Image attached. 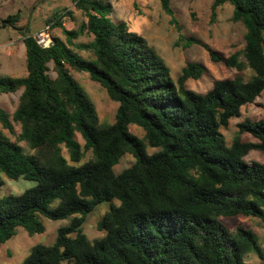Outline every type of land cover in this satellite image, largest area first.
I'll list each match as a JSON object with an SVG mask.
<instances>
[{
  "label": "trees",
  "instance_id": "1",
  "mask_svg": "<svg viewBox=\"0 0 264 264\" xmlns=\"http://www.w3.org/2000/svg\"><path fill=\"white\" fill-rule=\"evenodd\" d=\"M225 3L245 28L244 45L222 57L202 44L213 61L237 72L213 80L204 93L186 85L203 75V65L189 62L174 81L142 35L104 14L109 4L103 0L74 2L85 17L77 30L65 29L60 13L46 18L50 28L61 27L68 44L52 36L42 47L24 34L26 75L0 76V94L20 91L11 115L0 105L2 129L12 133V122L20 128L16 140L0 129V174L34 185L0 194V245L18 227L30 236L42 233L40 216L69 221L51 245H33L21 264H246L248 253L264 258L255 231L223 220L242 215L264 222V162L246 160L251 151L264 153V117L239 123L229 144L220 131L264 93V0H212L213 12ZM161 5L173 14L169 0ZM19 15L0 24L25 33L28 26H16ZM82 33L92 36L83 45L94 56L90 61L69 47ZM194 43L200 42L186 38L183 46ZM71 70L88 73L117 103L113 123H98ZM131 124L143 137L129 131ZM88 150L91 158L80 163ZM127 153L134 162L116 173ZM102 202H111L96 224L104 233L89 240L82 225Z\"/></svg>",
  "mask_w": 264,
  "mask_h": 264
},
{
  "label": "rangeland",
  "instance_id": "2",
  "mask_svg": "<svg viewBox=\"0 0 264 264\" xmlns=\"http://www.w3.org/2000/svg\"><path fill=\"white\" fill-rule=\"evenodd\" d=\"M76 0H0V20L8 15L20 13L16 22L17 28L28 26L27 32L15 29L10 25L0 24V76L19 77L26 75L25 46L23 44L24 34L35 35L46 26L45 20L54 13H60L63 27L67 30H77L81 22L85 20L82 12L75 8ZM109 4L104 14L114 23H125L131 31L142 35L157 53L162 57L169 67L170 77L175 81L181 70L189 62H196L204 66V73L199 79H188L186 85L193 91L204 93L207 91L213 80L233 77L237 72L235 69L227 67L222 61H213L209 55L212 50L216 55L227 57L231 53L241 50L244 45L245 28L239 21L232 19L233 7L230 3H225L212 10V0H169L172 15L164 12L161 0H103ZM69 11V13H68ZM49 34L60 38L67 43L61 27H51ZM186 38L193 39L200 43H194L189 47H184ZM92 36L82 33L72 40L73 45L69 47L79 56L88 61L94 59L90 52L83 48ZM68 44V43H67ZM202 44H205V48ZM51 75H54L51 73ZM73 79L88 94L95 105L98 123L108 125L113 123L117 103L111 100L105 89L97 82L89 78L88 73L71 70ZM245 77L249 76L248 71H244ZM20 91L16 93L0 94V105L11 115ZM264 117V93L255 99L253 103L246 104L240 109V116L231 118L227 128L220 131L229 144L238 133V124L245 120H258ZM13 132L7 129H0L11 139L16 140L19 133V125L12 122ZM129 131L143 137L144 131L131 124ZM242 139L254 141L249 133H242ZM77 140L83 146L84 141L79 134ZM25 151L29 148L24 141L19 142ZM152 152V148H148ZM65 157H68L63 150ZM91 152L85 151L80 163L91 158ZM131 154H124L119 162L114 166L116 173L134 162ZM248 162H264V153L251 151L247 156ZM2 186L0 194L7 196L21 193L28 187L34 185V181L20 178L11 180L0 174ZM55 200L51 207L56 206ZM115 205L118 204L114 200ZM111 202L98 204L93 211L87 214L82 225L84 234L89 240L96 239L103 235V231L96 229L97 222L109 209ZM44 225V231L32 236L28 235L23 227L16 229V234L0 245V264H21L28 254L30 248L35 244L51 245L56 237L57 229L68 223L69 219L51 220L40 216ZM230 227L242 225L252 229L258 235V241L264 255V222L256 217H245L242 215L223 219ZM246 264H264L255 253H248L245 256ZM66 264V263H65Z\"/></svg>",
  "mask_w": 264,
  "mask_h": 264
},
{
  "label": "built area",
  "instance_id": "3",
  "mask_svg": "<svg viewBox=\"0 0 264 264\" xmlns=\"http://www.w3.org/2000/svg\"><path fill=\"white\" fill-rule=\"evenodd\" d=\"M49 29L50 26L46 25L43 30L38 32L34 37L37 43L42 47H47L52 43V38L49 34Z\"/></svg>",
  "mask_w": 264,
  "mask_h": 264
}]
</instances>
